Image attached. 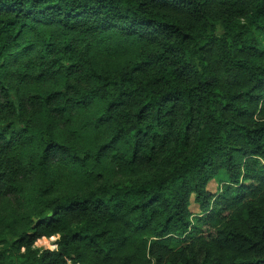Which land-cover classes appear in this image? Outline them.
<instances>
[{
    "label": "trees",
    "instance_id": "trees-1",
    "mask_svg": "<svg viewBox=\"0 0 264 264\" xmlns=\"http://www.w3.org/2000/svg\"><path fill=\"white\" fill-rule=\"evenodd\" d=\"M33 173L0 264H264V0H0V202Z\"/></svg>",
    "mask_w": 264,
    "mask_h": 264
},
{
    "label": "rangeland",
    "instance_id": "rangeland-1",
    "mask_svg": "<svg viewBox=\"0 0 264 264\" xmlns=\"http://www.w3.org/2000/svg\"><path fill=\"white\" fill-rule=\"evenodd\" d=\"M243 24V22H241ZM220 32V29L218 28ZM128 54L119 53V54H108L100 55V65L104 66L118 64L123 62L127 58ZM59 83H56L54 80H47L42 83L43 89H49L55 86H58ZM78 117V116H75ZM79 120V117L76 118V121ZM62 129V131H60ZM57 128V131L66 136L65 129L61 126ZM168 159V157H167ZM169 160L172 162V156L169 157ZM175 163V158L173 159ZM171 165V164H169ZM172 167V165L170 166ZM108 171L105 172L104 177L100 180H93L87 187L81 186V183L78 179L72 178L69 173L65 170L60 174L55 173L53 177L54 190L45 195V197H60L68 194H81L87 188H94L103 183H124L128 184L131 181H139L140 179L149 178L148 174L144 171L130 172L126 167L120 163H109L107 164ZM226 179L224 174H219L215 179H213L208 185V190L210 192H215L218 189V183ZM19 182L23 186L22 193L18 195H10L3 198L0 202V218L5 222H9V225H0V249L9 248L17 240V236L23 232H30V227L32 226V211L31 206L33 203V198L35 197V187L41 182L40 175L33 173L30 176L22 175L19 176ZM190 210L193 214H199V209L195 204H191ZM13 222L11 224L10 221ZM58 239V236L52 235L44 237L38 240L31 246L32 251H42V250H55V242ZM24 249H21L19 254H23Z\"/></svg>",
    "mask_w": 264,
    "mask_h": 264
}]
</instances>
